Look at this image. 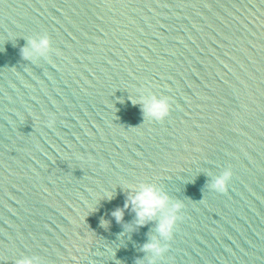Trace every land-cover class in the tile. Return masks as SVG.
I'll list each match as a JSON object with an SVG mask.
<instances>
[{"label": "water", "instance_id": "water-1", "mask_svg": "<svg viewBox=\"0 0 264 264\" xmlns=\"http://www.w3.org/2000/svg\"><path fill=\"white\" fill-rule=\"evenodd\" d=\"M145 187L167 199L138 226ZM23 261L264 264V0H0V264Z\"/></svg>", "mask_w": 264, "mask_h": 264}, {"label": "clouds", "instance_id": "clouds-1", "mask_svg": "<svg viewBox=\"0 0 264 264\" xmlns=\"http://www.w3.org/2000/svg\"><path fill=\"white\" fill-rule=\"evenodd\" d=\"M48 46V41L42 40L39 44L33 43L32 47L38 50L46 49ZM25 57L28 56V50H24ZM149 114L155 118L162 119L167 115V105L164 102H154L150 108L147 110ZM231 174L226 173L224 177L220 178L216 182V189L224 194L227 191L226 181L230 178ZM166 197L161 196L151 187H145L140 193H138L134 198L131 199V203L125 204V208L132 207L133 211L136 213L138 226H143L147 221L151 220L156 214L157 210L164 207L166 203ZM179 209V205L175 207L173 213ZM117 222H120L123 218V212L117 210L113 213ZM176 217L174 214L170 215L163 222L158 225V231L164 235L169 236L175 227ZM145 251H155L160 253L162 249H159L155 244H146ZM21 264H31V261H23Z\"/></svg>", "mask_w": 264, "mask_h": 264}]
</instances>
